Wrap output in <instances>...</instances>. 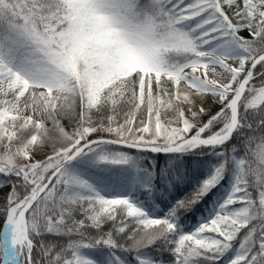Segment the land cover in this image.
<instances>
[{"label": "snow or ice", "instance_id": "6c2138e0", "mask_svg": "<svg viewBox=\"0 0 264 264\" xmlns=\"http://www.w3.org/2000/svg\"><path fill=\"white\" fill-rule=\"evenodd\" d=\"M0 264H264V0H0Z\"/></svg>", "mask_w": 264, "mask_h": 264}, {"label": "trees", "instance_id": "16d2710c", "mask_svg": "<svg viewBox=\"0 0 264 264\" xmlns=\"http://www.w3.org/2000/svg\"><path fill=\"white\" fill-rule=\"evenodd\" d=\"M0 225H2V220H0ZM2 227H0V230H1Z\"/></svg>", "mask_w": 264, "mask_h": 264}]
</instances>
